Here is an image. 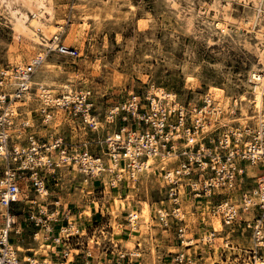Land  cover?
<instances>
[{
  "label": "rangeland",
  "instance_id": "1",
  "mask_svg": "<svg viewBox=\"0 0 264 264\" xmlns=\"http://www.w3.org/2000/svg\"><path fill=\"white\" fill-rule=\"evenodd\" d=\"M16 1L0 0V71L11 74L14 67L29 65L31 59L47 53L33 80L53 98L70 90H88L95 109L101 112L127 90L145 94L163 90L184 103L197 104L209 96L216 111L209 116L215 127L224 126L242 138L260 117L264 119V93L259 107L253 103L250 77L264 69L256 52L262 46L260 27L264 28V7L260 4L244 0H43L53 13L50 25L60 29L45 48L14 38L10 11L27 13ZM215 9L220 18L221 14L226 17L219 19L224 30L215 26ZM59 44L75 49L78 56L58 53L55 48ZM31 97L26 98L21 112L34 120L30 112L41 97V89L34 88ZM241 120L251 128L241 130ZM99 121L101 128L90 131L57 113L50 127L35 129L37 136L63 135L68 150L72 154L88 152L92 160H98L91 164L97 169L86 174L80 165L62 163L54 154L50 158L53 164L44 171L47 193L23 191L24 201L32 199L36 206L51 212L84 206L89 215V206L98 209L101 215L96 214L97 223H104L98 238L112 245L114 258L124 255L123 264H251L254 257L264 258L262 241L254 234L258 222L264 233L261 209L243 212L226 225L205 201L193 203L183 198L174 205L167 194L163 169L136 174L133 182L125 176L119 180L108 170L109 158L102 143L111 129L102 116ZM162 160L175 169L174 160ZM257 176L258 171L244 164L241 187L253 186ZM26 201L24 204L30 205ZM234 201L239 202L237 195ZM130 213L138 216L135 229ZM18 221L22 231L18 238L32 237L34 229L22 227L23 216ZM42 234H37L38 242ZM40 247L45 254L52 249ZM14 248L17 255L24 251L21 245ZM67 252L69 260L72 253ZM44 261L52 264L49 257Z\"/></svg>",
  "mask_w": 264,
  "mask_h": 264
},
{
  "label": "built area",
  "instance_id": "2",
  "mask_svg": "<svg viewBox=\"0 0 264 264\" xmlns=\"http://www.w3.org/2000/svg\"><path fill=\"white\" fill-rule=\"evenodd\" d=\"M55 50L69 58L78 56L75 49L63 44ZM41 63V59L36 58L29 65L14 67L11 74L9 70L0 71V264H45L34 256L25 260L17 255L14 242L22 234L19 217L23 216L25 225L34 229L33 241H39L36 238L39 232L43 233L42 241L55 246L78 237V230L71 235L74 227L66 219V225L59 227L56 236H52L59 222L57 210L51 212L47 207L36 206V202L25 195V201L30 204L26 206L22 199L23 191L47 193L44 171L53 164L50 158L54 154L58 159L65 155L71 157L68 161H59L76 163L86 174L92 175L97 169L91 165L95 160L88 152L72 154L63 135H36L37 127H50L53 108L60 109L68 120L78 121L90 131L101 128L99 117L102 116L111 129L102 141L106 155L113 161L120 160L128 171L140 175L150 156L174 160L176 167L170 176L163 169L167 194L174 205L178 206L183 198L193 203L205 201L213 215L219 216L226 225L248 210L264 212L263 118L242 138L237 132L225 130L224 126L215 127L216 122L209 116L216 111L209 96L197 104L184 103L171 93H163L159 100L157 94L127 90L120 93L113 104L97 112L87 90H70L65 94L69 99L62 94L49 104L42 96L47 90L42 88L41 97L30 112L35 119L29 120L22 115L21 108L26 95L32 94L34 87L28 83ZM244 164L258 171L254 185L247 188L241 187ZM236 195L239 202L234 201ZM67 214L64 213V217ZM261 215L263 220L264 214ZM129 218L130 221L137 219L130 215ZM254 230L264 248V233L261 234L259 222ZM67 253L64 251L61 259L52 264H71L67 261ZM123 259L124 255H117L109 264H123ZM258 262L264 264V258L254 257L251 264Z\"/></svg>",
  "mask_w": 264,
  "mask_h": 264
},
{
  "label": "bare ground",
  "instance_id": "3",
  "mask_svg": "<svg viewBox=\"0 0 264 264\" xmlns=\"http://www.w3.org/2000/svg\"><path fill=\"white\" fill-rule=\"evenodd\" d=\"M17 1H20L23 4V6L27 10V13H21V12L17 13L16 12L17 10L13 11L11 9L12 11H10V19H8V20H10L9 22L11 23L12 31L14 32V38L15 39H26V40L30 41L33 45L38 46V47H45V48L48 47L49 42L52 39L53 40L56 39L55 35L57 34L58 31H60V29L57 28L56 26L50 25V22H51L52 17H53V13H52L51 8H49L44 3L43 0H17ZM17 1H16V3H17ZM244 1L245 2H251L253 5H259L260 4L261 6L264 7V0H244ZM221 16L222 17L220 18L219 17V11L215 9V15L213 17L214 19H216V23H215L216 25L215 26H216V28L224 30L225 28L222 26L219 19H221V21H222V19L225 20L226 17H224L223 14H221ZM227 18H228V16H227ZM260 28H261V34L258 36V40L260 41V44L262 46L257 47L256 52H257V56H259V58H260V62L264 63V40L262 38L263 34H264V28L263 27H260ZM46 55H47V53L43 54V56L41 54L40 56H37V57L31 59V63L35 62L36 58H40L42 61V63H41V66H42L44 63V60L46 58ZM18 67H21V66H18ZM260 71L262 72L261 74H260V72L258 73L257 71H255L250 76L251 82H253V84H254V86H253V89H254L253 90L254 91L253 103H256L259 107H261L262 99H263V93H264L263 92L264 91L263 90L264 69H260ZM36 73H37V71H36ZM33 78H34V76L32 75L28 85L36 88L37 90H38V88L42 89L43 87L41 86V84L34 81ZM74 91H76V90H74ZM219 91H220V89H219ZM68 92L69 91H67L63 94L65 95ZM163 93H164L163 90H160L159 92L157 91L156 94L158 95L157 97L159 100L162 99ZM31 95L32 94H27L26 98L33 99V97H31ZM165 95H167V93H165ZM42 96L47 98V101L49 104H52L53 102H55V98H53L49 92H47L46 94H43ZM65 98L69 99L70 97L68 95H65ZM26 100L27 99H25L24 104H26ZM57 113H61V116L64 115L63 111L56 108V111H54L52 113V115H53L52 119L53 120H55V114H57ZM261 118L262 117H260V119ZM244 120H241V125H239L241 127V130H247L248 128L250 129L251 128L250 125H248L247 123L245 124L246 121H244ZM70 159H71V157L66 156V155L59 157L60 161H62V160L68 161ZM95 161H98V160H95ZM165 162H166V160H165ZM165 162H164V160H162L158 156H150L146 161V164H145L146 168H145V170L141 171L140 176L145 174V173L150 172L151 170L154 171L155 169H165L168 172V176H170V174L172 173L173 170L169 169ZM108 170L110 172H114L115 175L117 176L116 178H118L119 180H123L124 176L127 178V181L129 180L130 182H133V181L137 180V178H138L136 173H134L132 171H128L122 165L121 161L118 159H115L114 161L109 159ZM127 173L129 175H125ZM113 183H114V185H116L115 181H113ZM203 206L205 207L204 204H203ZM130 216L138 218L136 213H130ZM136 220H132L130 223L131 226L134 227V229L137 228L136 226H137L138 221H136ZM214 221H217L219 223L220 227H222L219 219H215ZM214 231H215V229H214ZM75 232H76V229H74L72 231L73 235L76 234ZM187 244H188V242H186V246H188ZM19 249H20V247H19ZM19 249H18V251H19ZM70 256L71 257L68 260V255H67L68 261L73 260L72 255H70Z\"/></svg>",
  "mask_w": 264,
  "mask_h": 264
},
{
  "label": "crops",
  "instance_id": "4",
  "mask_svg": "<svg viewBox=\"0 0 264 264\" xmlns=\"http://www.w3.org/2000/svg\"><path fill=\"white\" fill-rule=\"evenodd\" d=\"M89 209V215L85 214L86 209L84 206L81 208L75 206L73 209H56L60 214L58 216L59 222L55 224L56 230H54L52 236H56L58 228L66 225L67 220L69 223L72 222L78 229V233L76 234L78 237H73L69 243H63L59 246H55L49 241H33L31 236L28 239L23 237L18 238L14 242V245H21L24 248V251L19 254L20 258L31 259L34 256L36 259L45 260L49 257L51 263H54L61 259V254L64 251L69 250L72 253L73 259L69 261L71 264H109L114 260L113 247L111 244L104 243L98 238L100 236L99 231L104 228L103 222L97 223L98 218L96 214L101 215V211H98V209L94 210L91 206H89ZM64 213H68L66 217H64ZM22 227L24 230L27 229L25 224ZM41 244L52 249L45 254L41 251ZM45 263L48 264V262Z\"/></svg>",
  "mask_w": 264,
  "mask_h": 264
}]
</instances>
